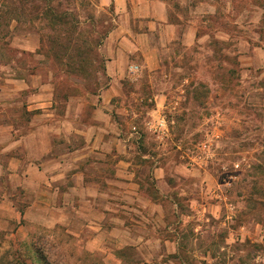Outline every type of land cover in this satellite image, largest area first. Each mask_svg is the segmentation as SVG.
Instances as JSON below:
<instances>
[{"label":"rangeland","instance_id":"374dc122","mask_svg":"<svg viewBox=\"0 0 264 264\" xmlns=\"http://www.w3.org/2000/svg\"><path fill=\"white\" fill-rule=\"evenodd\" d=\"M160 1L176 39L160 47L158 70L124 78L112 116L141 166L139 201L95 204L86 223L64 211L68 222L3 167L0 264H264V0ZM120 22L103 0H0V72L50 83L56 112L70 105L73 118L95 123L110 82L106 39ZM25 100L7 113L24 119ZM159 116L160 136L151 128Z\"/></svg>","mask_w":264,"mask_h":264},{"label":"crops","instance_id":"0c3cea01","mask_svg":"<svg viewBox=\"0 0 264 264\" xmlns=\"http://www.w3.org/2000/svg\"><path fill=\"white\" fill-rule=\"evenodd\" d=\"M107 3L114 5L121 22L106 39L105 70L110 82L92 108L95 123L85 124L73 118L70 105L56 112L50 83L30 84L15 76L9 66L0 72V107L5 106L0 110L4 111L0 113V171L5 167L11 173L8 177L12 185L31 188L34 203H51L50 208L68 222L71 214L64 211L78 215L86 223L96 212L95 204L115 200L128 203L130 197L139 201L134 197L142 181L136 173L141 166L134 163L131 147H121L120 125L112 121L113 111L126 98L124 78L129 75L134 81L135 71L158 70L160 47L169 45L177 36V26L169 21L164 1L103 0V5ZM194 37L189 33L188 42H193ZM133 89L138 88L134 85ZM24 96L25 118L9 115L8 104ZM154 100L157 106H164L166 95L156 93ZM81 112L83 115L84 110ZM137 154L144 160L150 156L146 152ZM155 168L162 171L161 167ZM120 195L123 198H118ZM56 202L60 206L54 205ZM106 210L117 212L114 208ZM107 216L119 221L112 214ZM105 233L101 227L96 228V236Z\"/></svg>","mask_w":264,"mask_h":264},{"label":"built area","instance_id":"2783aa9c","mask_svg":"<svg viewBox=\"0 0 264 264\" xmlns=\"http://www.w3.org/2000/svg\"><path fill=\"white\" fill-rule=\"evenodd\" d=\"M153 130L157 133L158 136L162 135L165 133L167 125H166V120L164 117L160 116L157 120L155 125L151 126Z\"/></svg>","mask_w":264,"mask_h":264},{"label":"trees","instance_id":"16d2710c","mask_svg":"<svg viewBox=\"0 0 264 264\" xmlns=\"http://www.w3.org/2000/svg\"><path fill=\"white\" fill-rule=\"evenodd\" d=\"M45 258L43 257L42 260H44Z\"/></svg>","mask_w":264,"mask_h":264}]
</instances>
